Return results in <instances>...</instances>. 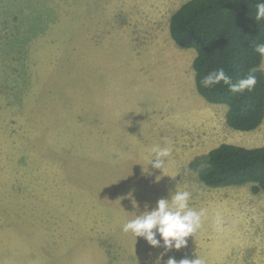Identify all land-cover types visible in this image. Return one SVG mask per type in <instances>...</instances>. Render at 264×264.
Here are the masks:
<instances>
[{
    "label": "rangeland",
    "instance_id": "1",
    "mask_svg": "<svg viewBox=\"0 0 264 264\" xmlns=\"http://www.w3.org/2000/svg\"><path fill=\"white\" fill-rule=\"evenodd\" d=\"M186 1L0 0V264H264V190L209 186L191 167L224 142L263 145L264 122L235 130L222 106L210 119L196 50L158 45ZM208 113L216 127L197 124ZM154 146L171 150L159 169ZM179 191L204 211L185 246L123 231ZM45 212L59 231L78 221L72 242L41 240Z\"/></svg>",
    "mask_w": 264,
    "mask_h": 264
},
{
    "label": "trees",
    "instance_id": "2",
    "mask_svg": "<svg viewBox=\"0 0 264 264\" xmlns=\"http://www.w3.org/2000/svg\"><path fill=\"white\" fill-rule=\"evenodd\" d=\"M257 0H187L170 17L172 39L197 52L192 67L198 92L210 103L226 104L227 124L249 131L264 122V70L254 51L264 43V19H255ZM223 69L232 84L248 75L256 77L249 91L232 92L221 81L211 87L201 83L209 73ZM203 165L192 163L199 178L209 186L252 184L264 190V144L246 147L224 142L211 149Z\"/></svg>",
    "mask_w": 264,
    "mask_h": 264
},
{
    "label": "clouds",
    "instance_id": "3",
    "mask_svg": "<svg viewBox=\"0 0 264 264\" xmlns=\"http://www.w3.org/2000/svg\"><path fill=\"white\" fill-rule=\"evenodd\" d=\"M255 19L257 21L264 19V0H257ZM254 51L264 58V43L255 44ZM221 81L230 85L232 92L250 91L257 82L256 77L250 74L237 84H232L225 71L219 69L205 76L201 83L204 87H211ZM170 151L167 147L154 146L151 149V155L154 154L157 159L153 163V167L161 168L163 161L160 158L169 156ZM189 200L190 193L188 191L177 192L171 202L161 199L153 210L136 215L134 219L126 222L123 225V231L130 232L136 238H145L153 247L159 246L160 240L157 239V235H159L166 250L172 248L179 250L186 245V238L201 227V218L204 216L203 210L197 212L189 207ZM167 264H205V260L198 256H195L194 259L180 261L169 258Z\"/></svg>",
    "mask_w": 264,
    "mask_h": 264
},
{
    "label": "crops",
    "instance_id": "4",
    "mask_svg": "<svg viewBox=\"0 0 264 264\" xmlns=\"http://www.w3.org/2000/svg\"><path fill=\"white\" fill-rule=\"evenodd\" d=\"M169 33H170V30H168L166 32V35H164V39L162 40L163 42L160 39H158V45H159V41H160V44L162 46L164 44V45H166L167 48H171L172 45H173L174 48H175L176 55H178L179 57L182 58V56L184 54L183 52H186V51H181L182 50V46H180L179 44H177L174 40L172 41V39H171L172 37L171 38L169 37ZM170 36H171V34H170ZM170 39H171V41H170ZM171 42H172V44H171ZM183 48H185V47H183ZM187 63H189V62H187ZM210 104L208 103L207 105H205L206 107L209 108V111L211 113V115L209 117L210 119H211L212 116H215V108H217L216 106H222V107L226 108L227 111H228V107H226V105H224V104H216V103H210ZM132 114H134L135 116H139L142 113H137V114L136 113H132ZM142 115H146V114L143 113ZM208 116H209V113L207 115H204V114L201 115V116L198 115L196 117V118L199 119V122L197 124L201 123L200 127L202 125H205V127H212V126H215L216 127L217 126L216 120H215V119H217L216 117H214L212 119V122H210L209 125L206 126V122L205 121L207 120V117ZM115 118H116V121H115L116 124L114 125V127H121L122 124L123 125L127 124L126 121H125V124L123 123V121H124V114L115 113ZM135 156L139 157L138 153L135 154ZM43 214H45V217L43 218V221H44L43 226L46 227V231L43 233V236H42V239H41L42 241H46V242L51 243L50 236L51 235H60V234H62V235L65 234V236H67L66 239L69 242H72L73 241V238L75 237V235L77 233L78 224H79L76 219H72V221H67L66 220L64 222V224H63V227L60 229L62 231H59L58 225L60 223L59 224H55V223H52V222H50L48 220V219H51V216H49V215H51V212H45ZM47 216H49L48 219H47ZM32 232H34V231H32ZM14 259L16 261H18V260L22 261L24 259V255H22V256H16V254H14Z\"/></svg>",
    "mask_w": 264,
    "mask_h": 264
}]
</instances>
